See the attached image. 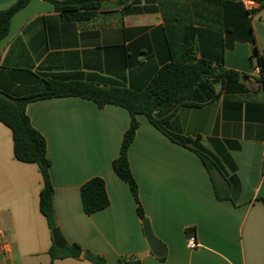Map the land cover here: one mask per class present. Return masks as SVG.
Segmentation results:
<instances>
[{"label": "crops", "instance_id": "0c3cea01", "mask_svg": "<svg viewBox=\"0 0 264 264\" xmlns=\"http://www.w3.org/2000/svg\"><path fill=\"white\" fill-rule=\"evenodd\" d=\"M17 0H0V10ZM107 0V11L91 21L67 20L48 0H32L11 21L8 36L0 43V75H14V88L23 87L32 73L41 79L71 80L110 78L112 58L107 48L134 43L164 25L159 2L125 13ZM182 8L187 0H159ZM173 4V3H172ZM264 5V4H263ZM167 14L190 19L194 27L219 32L218 16L210 11ZM259 21L252 20L257 46L264 55V6ZM182 45V27L171 24ZM132 38L125 39V30ZM142 29V31H138ZM228 38V37H227ZM155 41V40H154ZM225 67L248 75V91L223 93L200 106L180 107L169 128L193 139L208 153L229 155L222 171L209 172L192 151L169 140L146 117L129 150V160L139 187V199L164 253H153L145 236L143 220L128 184L115 173L113 162L120 153L130 113L119 106L103 109L78 97L32 102L27 114L47 140L55 189L57 225L69 243L104 257L107 264L120 260L139 264H264V87L256 81L258 68L252 59L255 46L227 39ZM142 60L128 77L137 87L158 60ZM20 70V71H17ZM25 71V72H24ZM31 73V74H30ZM217 92L220 90L218 86ZM235 165L236 168H233ZM105 180L110 205L87 215L81 187L90 179ZM43 187L37 165L18 161L13 153L11 131L0 122V243L4 235L8 251L0 248V264H51L53 244L45 217L39 210ZM199 246L189 249V237ZM56 260L53 264H93L84 258Z\"/></svg>", "mask_w": 264, "mask_h": 264}, {"label": "trees", "instance_id": "16d2710c", "mask_svg": "<svg viewBox=\"0 0 264 264\" xmlns=\"http://www.w3.org/2000/svg\"><path fill=\"white\" fill-rule=\"evenodd\" d=\"M32 0H17L11 7L0 10V43L8 36L13 17L26 8ZM56 12L62 17L75 22L91 21L101 14L103 4L107 0H48ZM189 6L182 8L176 3H161L159 0H116L115 3L130 13L132 8L140 10L156 3L164 10V25L156 28L152 38L145 36L128 45L109 47L107 55L112 58L109 74L116 77L93 78L87 80H71L62 77L41 79L38 75L25 82L23 87L14 88L17 81H22L14 75L7 76L10 87L1 82L0 90L8 97L0 96V122L12 134L13 153L15 158L26 164L37 165L42 176L43 187L39 194V210L45 217L52 231L58 227L55 212V189L50 178L52 162L47 154V140L31 123L27 114V106L32 102L53 98L78 97L94 102L98 108L108 105L119 106L130 113V125L123 135L120 153L113 162L115 173L125 181L137 203V213L142 220L147 219L139 199V187L134 178L129 160V150L141 125L139 116L148 121L163 133L173 143L194 152L209 172L222 171V162H228L229 155L208 153L200 144V139L173 132L169 128L170 121L176 116L180 107L200 106L216 100L221 94H239L248 91L246 81L248 75L225 67V52L230 47L227 39L254 44L252 59L256 58L257 68L261 75L256 78L258 84L264 87V55L261 54L254 33L252 19L243 3L237 0H187ZM264 6V5H263ZM210 11L218 16L219 32L207 27H194L190 19L174 18L178 12ZM171 11L175 16L168 15ZM190 25L182 27V45L174 32L177 27L172 22ZM142 31V29H138ZM131 30H125V39L132 38ZM228 37V38H227ZM154 60L153 69L146 83L137 87L128 77L131 71L143 64L142 60ZM156 60V61H157ZM20 71V70H17ZM25 72V71H24ZM128 72V75L126 74ZM220 87L217 92L216 88ZM9 98H13L14 101ZM233 168H236L233 165ZM81 200L87 215L100 212L110 205L105 180L94 177L81 187ZM84 258L93 264H107L104 257L85 251L77 243H69L65 249L56 248L54 241L48 254L51 264L56 260L68 258ZM121 264H139L120 260Z\"/></svg>", "mask_w": 264, "mask_h": 264}, {"label": "water", "instance_id": "95a60500", "mask_svg": "<svg viewBox=\"0 0 264 264\" xmlns=\"http://www.w3.org/2000/svg\"><path fill=\"white\" fill-rule=\"evenodd\" d=\"M1 97H8L6 93L0 90ZM10 100L14 101L13 98H9ZM143 228L145 236L149 242V245L157 256H161L164 253V246L163 244L155 237L153 230L151 228L150 222L148 219L143 220ZM53 234V241L58 249H65L68 246V242L64 237L63 233L61 232L60 228L57 227L52 231ZM83 256V253L81 254Z\"/></svg>", "mask_w": 264, "mask_h": 264}, {"label": "built area", "instance_id": "2783aa9c", "mask_svg": "<svg viewBox=\"0 0 264 264\" xmlns=\"http://www.w3.org/2000/svg\"><path fill=\"white\" fill-rule=\"evenodd\" d=\"M243 3L245 9L249 12V17L253 20L254 17L257 15L258 11L262 8L264 4V0H237ZM259 77L261 75L260 68L257 69ZM2 242L0 243V248L3 251H8V243L4 237V235H1ZM187 245L189 249H195L199 246L197 239L195 236H191L188 239Z\"/></svg>", "mask_w": 264, "mask_h": 264}, {"label": "rangeland", "instance_id": "374dc122", "mask_svg": "<svg viewBox=\"0 0 264 264\" xmlns=\"http://www.w3.org/2000/svg\"><path fill=\"white\" fill-rule=\"evenodd\" d=\"M259 16L258 15H256L255 17H254V20L255 21H259ZM254 63L256 64V58H254ZM45 264H48V263H45Z\"/></svg>", "mask_w": 264, "mask_h": 264}]
</instances>
